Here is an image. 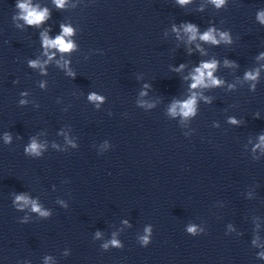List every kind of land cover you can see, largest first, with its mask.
<instances>
[{"label": "clouds", "instance_id": "obj_1", "mask_svg": "<svg viewBox=\"0 0 264 264\" xmlns=\"http://www.w3.org/2000/svg\"><path fill=\"white\" fill-rule=\"evenodd\" d=\"M179 2L181 4L186 3L187 0H179ZM57 6L62 7L64 0H56ZM215 3L217 4V6H219L220 4L223 3V0H215ZM20 8L24 9V11L27 13V15L24 17V19L26 20V22L28 24H38L41 21H43L47 15V10L45 9L44 11H37L34 8H30L28 5L26 4H21L19 5ZM262 22H264V13H261L260 17ZM63 27V26H62ZM186 31L188 32H195V29L192 25H189L186 28ZM72 32L71 28L68 27H63V35L62 36H58L55 40H49L47 37L44 38V45L45 47H51V48H58L61 52H65L70 50L73 45L71 42H65L64 39V35H70ZM192 38H195L194 35ZM222 38H226L225 36L222 35ZM202 40L208 41L211 40L213 43H217V41L215 40V38L211 35V31H209L208 33H205L202 37ZM215 67V62L213 63H205L202 65V69H213ZM201 68H197L196 72L198 73V75H195L193 77L194 83L191 85L192 88H196L197 85H201L204 83V71ZM207 75L209 77L212 76V72L208 71ZM254 78V77H251ZM213 84H218L220 83L217 80H213L212 81ZM194 104H195V97H193L192 99H189L188 101L184 102L180 107H181V112L183 113L184 116H188L190 114L193 113L194 111ZM173 112H175V106L172 109ZM264 139V138H262ZM38 148V146L33 143L31 146V150L32 151H36ZM17 199H23V197H18ZM34 210L39 211L38 208L35 207L34 205ZM146 239V238H145ZM113 243H116L115 241H113Z\"/></svg>", "mask_w": 264, "mask_h": 264}]
</instances>
